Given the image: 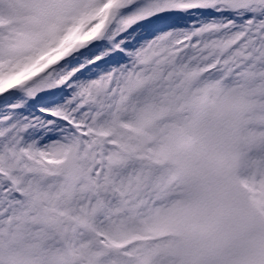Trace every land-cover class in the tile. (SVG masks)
<instances>
[{
  "label": "snow or ice",
  "instance_id": "obj_1",
  "mask_svg": "<svg viewBox=\"0 0 264 264\" xmlns=\"http://www.w3.org/2000/svg\"><path fill=\"white\" fill-rule=\"evenodd\" d=\"M0 264H264V0H0Z\"/></svg>",
  "mask_w": 264,
  "mask_h": 264
}]
</instances>
